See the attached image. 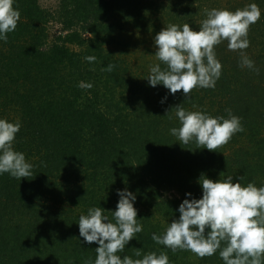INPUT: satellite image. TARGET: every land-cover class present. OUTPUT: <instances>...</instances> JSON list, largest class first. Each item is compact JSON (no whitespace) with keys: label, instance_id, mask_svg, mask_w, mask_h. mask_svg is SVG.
Returning <instances> with one entry per match:
<instances>
[{"label":"trees","instance_id":"trees-1","mask_svg":"<svg viewBox=\"0 0 264 264\" xmlns=\"http://www.w3.org/2000/svg\"><path fill=\"white\" fill-rule=\"evenodd\" d=\"M252 3L262 12L245 50L255 68L241 67L225 41L215 48L222 75L214 89H193L188 100L167 95L161 104L168 90L146 79L153 66L166 67L154 55L155 35L173 24L199 30L208 10ZM14 7L18 27L0 41V119L21 122L14 148L33 174L0 176V264H94L98 245L83 243L79 216L102 207L115 223L117 189L136 195L143 225L122 258L165 252L170 264H223L219 251L174 253L152 234L179 218L185 193L201 198L202 174L264 186V0H15ZM108 64L112 72L103 70ZM180 104L213 117L231 110L244 131L217 152L185 145L169 132L180 126Z\"/></svg>","mask_w":264,"mask_h":264},{"label":"clouds","instance_id":"clouds-1","mask_svg":"<svg viewBox=\"0 0 264 264\" xmlns=\"http://www.w3.org/2000/svg\"><path fill=\"white\" fill-rule=\"evenodd\" d=\"M14 5L15 0H0V41L7 42L8 34L18 27L21 13ZM206 16L199 30H193L189 24H173L155 35L154 55L166 67L162 70L159 64L153 66L146 79L150 87L162 85L168 90L161 104L166 102L167 95L182 92L188 100L193 89H214L222 75L215 48L225 41L229 51L240 54L241 67L255 68L245 50L250 47L249 29L262 16L259 6L252 3L236 11L213 8ZM85 60L95 63L96 57L87 56ZM113 69L114 65L108 64L103 70ZM79 86L91 89L93 84ZM182 104L174 107L180 126L169 132L185 145L194 142L197 149L217 152L235 134L244 131L240 117L231 110H226L228 118L213 117L203 110L188 111ZM21 127L20 121L0 119V176L7 173L19 181L33 174V165L26 155L14 148ZM241 179L228 176L214 181L202 174L198 180L201 198L185 193L178 208L179 218L168 223L162 235L153 233L152 239L174 253L190 251L200 258L219 251L223 264H264V186H245ZM116 195V209L111 211L115 223L102 207H90L86 215L79 216L83 243L98 245L94 264H170L165 252H150L136 260L117 254L143 231V225L138 222V210L134 207L136 195L127 189H117ZM136 255L140 257L142 253L137 251Z\"/></svg>","mask_w":264,"mask_h":264},{"label":"rangeland","instance_id":"rangeland-1","mask_svg":"<svg viewBox=\"0 0 264 264\" xmlns=\"http://www.w3.org/2000/svg\"><path fill=\"white\" fill-rule=\"evenodd\" d=\"M168 195L172 198L177 197V194L175 192H169Z\"/></svg>","mask_w":264,"mask_h":264}]
</instances>
